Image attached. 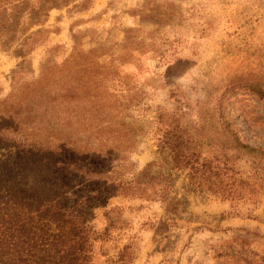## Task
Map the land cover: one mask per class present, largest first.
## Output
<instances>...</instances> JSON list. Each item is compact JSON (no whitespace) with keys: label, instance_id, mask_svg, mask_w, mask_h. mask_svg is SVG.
I'll return each mask as SVG.
<instances>
[{"label":"rangeland","instance_id":"1","mask_svg":"<svg viewBox=\"0 0 264 264\" xmlns=\"http://www.w3.org/2000/svg\"><path fill=\"white\" fill-rule=\"evenodd\" d=\"M255 83L264 0H0V101L34 96L23 116L81 151L113 149L108 171L132 189L88 206L93 264H264V157L211 148L233 134L264 149ZM216 105L224 117L190 150L211 152V170L160 154L161 112L190 108L194 131ZM160 176L167 202L150 191Z\"/></svg>","mask_w":264,"mask_h":264},{"label":"trees","instance_id":"2","mask_svg":"<svg viewBox=\"0 0 264 264\" xmlns=\"http://www.w3.org/2000/svg\"><path fill=\"white\" fill-rule=\"evenodd\" d=\"M250 89L264 101L263 83H255ZM14 94L0 101V150L7 152L0 156V264H93L94 237L88 206L114 193L132 191L123 178H113V172L108 171L115 163L114 150L99 155L98 149L84 152L69 139L58 140L49 122L42 120L36 126V120L22 115L27 110L32 112L34 96L21 94L17 99ZM176 104L182 105L178 101ZM190 110L176 108L159 114L164 137L160 154L194 170L196 165L211 170L215 163L211 152L208 157L204 150H190L198 145L199 133L206 132L202 125L213 124L217 113L221 119L224 117L222 108L216 105L205 109V113L198 112L202 123L194 131L182 123L193 117ZM231 136L226 144L214 141L212 150L227 146L255 158L264 157V149L252 148ZM200 144L204 145L202 141ZM155 166L149 165L148 169ZM150 186L155 199L167 202L174 181L160 176ZM146 190L141 195L150 199ZM50 225L56 227L57 234L46 231Z\"/></svg>","mask_w":264,"mask_h":264}]
</instances>
